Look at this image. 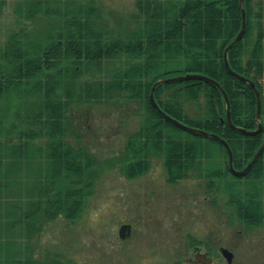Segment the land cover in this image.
Segmentation results:
<instances>
[{
    "label": "trees",
    "instance_id": "trees-1",
    "mask_svg": "<svg viewBox=\"0 0 264 264\" xmlns=\"http://www.w3.org/2000/svg\"><path fill=\"white\" fill-rule=\"evenodd\" d=\"M61 1L22 0L18 13L26 20L37 22L58 14L64 18L63 28L42 40L25 29L14 32L0 53L4 61L0 103L33 84L32 91L42 97L38 113L29 116L28 128L18 131L17 140L0 139V264H60L48 252L43 261L36 258L35 238L49 222L79 220L95 191L98 159L86 145L69 139L70 131L76 136L79 132L74 128L78 120L71 117L74 104L88 117L87 106L94 104L138 103L143 109L141 128L128 137L126 152L119 159L126 177L135 179L149 172L152 156H160L169 183L194 175L206 178L208 191L215 192L224 182L232 190L230 202L237 205V216L249 225H262L264 153L248 174L235 176L220 141L180 129L150 101L159 79L200 73L223 86L234 124L257 128L256 94L227 71L224 60L226 47L242 27L240 0H137L139 28L124 35H114L102 24V11L94 1L84 8L85 15L80 9L72 18L58 8ZM7 5L8 0H0V20ZM244 8L246 33L231 47L229 62L235 71L255 80L262 92L261 132L248 135L233 129L226 120L223 94L205 80L167 82L155 90L167 114L224 138L237 169L245 168L264 143V0H245ZM69 77L71 81L66 80ZM181 95L198 102L205 96L210 114L190 118ZM4 122L0 115V132ZM38 138H44L45 145L34 144ZM208 140L224 151V166H210L213 155Z\"/></svg>",
    "mask_w": 264,
    "mask_h": 264
},
{
    "label": "rangeland",
    "instance_id": "rangeland-1",
    "mask_svg": "<svg viewBox=\"0 0 264 264\" xmlns=\"http://www.w3.org/2000/svg\"><path fill=\"white\" fill-rule=\"evenodd\" d=\"M21 1L8 0L0 20V53L14 32L25 29L42 40L47 33L63 28L64 18L58 14L37 22L26 20L18 13ZM91 1L102 11L101 22L112 34L124 35L139 28L137 0H62L57 6L72 18L80 9L85 15L84 8ZM3 62L0 57V66ZM114 64L117 62L111 63L113 67ZM66 80L71 81L70 77ZM33 86L0 103V115L5 119L0 139L17 140L18 131L28 128L29 116L38 113L42 97L32 91ZM180 101L192 119L210 114L205 96L198 102L181 95ZM87 107L88 117L82 115L80 105L72 107L71 117L78 120L74 128L79 132L76 136L70 131L69 139L77 145L83 143L96 155L99 163L95 191L79 220L61 218L49 222L35 238L33 253L35 248L37 259L43 261L48 252L60 264H192L188 262L191 243L210 240L215 246L234 247L241 264H264V227H251L237 216V205L230 202L232 190L224 182L215 192L208 191L206 178L194 175L169 183L162 157L155 155L151 169L142 176L130 179L122 173L119 159L126 152V141L141 128L143 120L138 103L110 102ZM34 144L45 145V139L38 138ZM209 150L213 155L210 166H224L226 155L220 146L211 142ZM240 181L244 183L245 179ZM122 223L133 224L132 234L126 238L119 234ZM247 227L256 229L252 242L247 241V233L239 236L238 231ZM254 247L261 253L252 254Z\"/></svg>",
    "mask_w": 264,
    "mask_h": 264
},
{
    "label": "water",
    "instance_id": "water-1",
    "mask_svg": "<svg viewBox=\"0 0 264 264\" xmlns=\"http://www.w3.org/2000/svg\"><path fill=\"white\" fill-rule=\"evenodd\" d=\"M240 4L242 7V27L241 30L239 31V33L237 34V36L235 37V39L226 47L225 49V53H224V60H225V67L227 69V71L239 78L242 81H245L246 83H248L250 85V87L254 90L255 94H256V100H257V114H256V121H257V128L255 129H245L243 127L237 126L236 124L233 123L232 121V117H231V103L228 97L227 92L225 91V89L223 88V86L215 79L208 77L206 75L200 74V73H186V74H179L176 76H172V77H165V78H161L159 79L157 82H155V84L152 87L151 93H150V101L154 107L155 110H157V112L167 121H169L170 123L174 124L175 126L179 127L180 129L184 130V131H188L190 133H193L197 136H202V137H211L214 138L218 141H220L225 149L226 152L228 154L229 157V168L230 171L238 177H242L245 176L246 174H248V172L251 170V168L254 166V164L258 161V159L261 157V155L264 153V143L261 145V147L258 149V151L256 152V154L254 155V157L252 158V160L248 163V165L242 169V170H238L234 167V154L232 151V148L230 146V144L222 137H220L219 135H217L216 133H210L207 130H204L202 128L199 127H193L190 126L174 117H172L171 115L167 114L158 104L156 98H155V90L157 88V86H159L160 84H164L167 82H173V81H185V80H191V79H200V80H205L211 84H213L215 87H217L218 89H220L221 93L224 96L225 102H226V120L227 122L230 124V126L233 129L239 130L240 132H243L244 134H250V135H254V134H258L259 132L262 131L263 128V124L261 121V117H262V108H263V97H262V92L261 90L257 87L256 81L251 79L250 77H247L245 75H242L240 73H238L237 71H235L229 62V51L231 49V47H233L236 43H238L240 40H242V38L244 37L245 33H246V28H247V16H246V10L244 8V4H245V0H240ZM132 231V224L130 223H126L123 224L120 227V235L121 237L125 238L127 235H129ZM223 253L225 255V257L229 260H231L232 257V252H230L228 249H224Z\"/></svg>",
    "mask_w": 264,
    "mask_h": 264
},
{
    "label": "flooded vegetation",
    "instance_id": "flooded-vegetation-1",
    "mask_svg": "<svg viewBox=\"0 0 264 264\" xmlns=\"http://www.w3.org/2000/svg\"><path fill=\"white\" fill-rule=\"evenodd\" d=\"M242 170V169H239ZM263 180V185H264V177L262 178ZM263 192L262 195L264 197V187L262 188ZM264 202V199H263ZM264 205V203H263ZM264 207V206H263ZM260 214L264 215V211L262 210L260 212ZM264 217V216H262ZM251 227H255L253 225H250ZM263 228L264 227V221L262 223V225H259L258 228ZM133 230V228H132ZM254 228L248 229L247 230H241L238 231L239 236L244 235L245 233H247V241L248 242H252L253 238L255 237L254 234ZM131 233L128 235L130 236ZM238 235V234H237ZM261 238L264 240V232L261 236ZM199 241V242H198ZM198 243H194V245H191V250L192 253L190 255V257L188 258V262H191L192 264H241L239 263V257L237 256V252L235 251L234 247H228V246H215L213 241H202V240H198ZM224 249H228L230 252H232V257L231 260L228 261V259L225 257L223 250ZM253 251L251 252L252 254H259L261 253V250H256L257 248L254 247L252 248Z\"/></svg>",
    "mask_w": 264,
    "mask_h": 264
}]
</instances>
